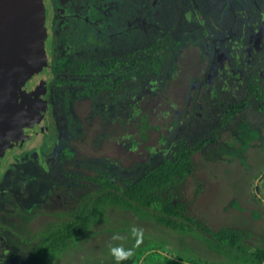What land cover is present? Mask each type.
<instances>
[{"label": "flooded vegetation", "instance_id": "1", "mask_svg": "<svg viewBox=\"0 0 264 264\" xmlns=\"http://www.w3.org/2000/svg\"><path fill=\"white\" fill-rule=\"evenodd\" d=\"M95 1L47 0L50 34L46 80L52 131L41 139L52 137L48 143L51 148L39 142L17 146L19 150L12 148L1 156L0 264L29 262V239L23 243L21 237L28 238L33 228L27 229L24 217H35L37 212H42L43 221L47 219L39 224L43 229L71 218L66 211L78 207L77 199L83 193V189L77 187L78 171L87 169L89 175L94 159L101 158L97 167L102 172L109 171L106 165L111 164L119 169L117 175H121V164L137 169L138 162L150 160L152 154L162 158L163 150L153 151L125 165L114 156H88L76 149L82 141L84 121L85 124L101 123L104 128L108 116H114V106L121 113V71L138 76L142 69L148 68L155 75L148 81L149 89L155 92L166 88L167 84L160 82L157 75L168 73L172 58L165 70L160 42L165 44V50L169 47L173 55L183 48L197 49L196 73H201L196 82L201 91L199 98L202 102L208 99L211 104L207 117L202 116L200 107L195 104L194 109H197L192 112L190 121L178 127L179 140L175 139V134L168 139L169 143L175 141L172 153L183 140L193 149L197 144L199 148L194 149L195 153L209 159L213 157L210 146L214 144L219 165L225 161L232 163L237 157L248 177L244 185L248 194L246 208L253 220L264 219V204L255 197L262 194L264 187V0ZM166 37L176 40L170 44ZM138 39L155 43L153 51L148 46L141 48ZM149 45L152 49V44ZM121 47L124 59H121ZM143 61L146 64L142 65ZM211 76H214L212 80ZM106 89L112 90L113 97L119 91V98L107 96ZM218 94H223V99L218 100ZM80 100L89 105L85 117L78 119L75 103ZM112 100L114 105L109 106ZM138 102L132 104L135 111L141 113ZM58 110L74 125L66 137L60 130ZM228 117L234 120L223 135L226 128L223 123ZM97 128L95 135L102 132ZM135 145L132 142L128 146ZM13 150L15 155L6 162V156ZM126 150L130 149L126 147ZM79 159L86 161L79 162ZM254 164L260 165L262 171L257 176L248 175L247 170ZM241 179L240 175L236 177L237 181ZM117 181L120 184L121 180ZM256 182L261 191L253 188ZM94 186L97 184L89 179L82 187L90 191ZM239 207L244 209L241 204ZM59 211H63L61 217L57 215ZM21 217L20 225L15 227L16 218Z\"/></svg>", "mask_w": 264, "mask_h": 264}, {"label": "rangeland", "instance_id": "2", "mask_svg": "<svg viewBox=\"0 0 264 264\" xmlns=\"http://www.w3.org/2000/svg\"><path fill=\"white\" fill-rule=\"evenodd\" d=\"M95 2L97 3V0ZM155 28L157 29V26ZM141 36L144 35L141 34ZM175 40L166 37V41L170 44H173ZM138 43L141 48L148 46L147 48L150 51H153L155 46V43L142 39H138ZM149 44H152V49H150ZM164 45L160 42V46L164 49L161 58L165 70L168 68L167 62L169 59L172 58V60H170L168 73H159L157 78L160 82L163 81L167 84L166 88H160L155 92L149 89L148 81L154 78L155 75L148 68L142 69V74L138 76H130V71L125 73L124 70L121 71V113L114 106V116H108L109 120L104 128H102L101 123L95 125L88 122L85 124L84 121L82 141L77 147L76 144L74 145L76 149L78 148L80 152L88 156L103 154L109 155L110 158L114 156L120 158L123 164L128 165L131 160H137V157L142 158L145 155L147 157L148 152H161L165 148L172 153L171 150L175 147L173 143L175 141L169 143L168 139L175 134V139L179 140L180 130L178 127L190 121L192 112L200 107L203 117L210 114L211 109L209 107L211 104L208 99H204L202 102L199 98L201 91L199 90V84H197L199 81L197 77L201 73H196V64L199 60L197 49L183 48L182 51L173 55L169 47L165 50ZM122 50L121 47V59H124ZM144 64H146L145 61L142 65ZM170 72L173 73L170 74ZM213 77L211 76V80ZM194 83H196L195 87L190 88V85ZM106 90L109 91L107 96L113 99L119 98V91L113 97L112 90ZM223 97V94L217 95L218 100L223 99ZM137 100L139 101L141 113H137L133 107ZM195 104H197L196 109H194ZM88 105L89 103L83 100L75 103L79 113L75 115L76 118L85 117ZM113 105L112 100L109 102V106ZM56 115L62 135L64 137L68 136L74 125L68 122L67 116L62 110H58ZM141 115L145 116V120L141 118ZM233 120L229 117L225 119L223 126L227 129L224 128L223 135L227 134L228 127L232 125ZM210 122H213L212 118H210ZM97 127L102 132L95 135L94 129H98ZM43 136L44 134H40L37 138L35 137L28 146L40 142L39 144L42 143L51 148L48 143L52 137L42 141L45 139H41ZM132 142L137 145L128 146ZM213 145L210 146L213 156H210V159L204 154L194 153L192 162L195 164V171L193 174H188L183 180L182 193L186 204V213L191 218V220L186 221L187 225L174 228L159 222L151 213L143 217L134 216V213L127 212L124 208L112 212L106 210L108 220L94 225L92 228L94 235L87 234L85 243L73 245L67 252L48 264H121L123 259L117 261L111 253L113 247L122 248L124 250L123 254L131 259H136L139 255L142 256L143 253L149 254L145 264H162L163 262L178 264L174 262L176 258H180L185 262L194 260L198 264H233V255L227 257L217 251H211L199 237V231H203V228L212 230H219L224 227L240 228L252 233L249 241L261 242L264 237V234H262L264 219L253 220L246 208L248 207L246 202L248 194L244 185L248 177L246 178V171L242 170L243 166H240L237 157L233 158L234 162L232 163L225 161L219 165L216 162L217 158L215 150L213 151ZM23 146H26V144ZM126 147L130 150L127 151ZM13 149L19 150V147L14 146ZM10 150L12 148L8 149L7 152ZM14 152L16 151L13 150L6 156V162L10 160ZM256 165L251 166L247 172H252ZM238 175L242 177L239 180L240 182L236 181ZM232 197L238 199L245 209L244 212L231 209ZM36 214L35 217H24L27 220V229L33 228L30 234L43 229L39 224L47 222V219L43 221L41 218L42 212ZM22 218H16L15 227L20 225ZM181 220L185 221L183 218ZM56 224H59V222ZM251 245L255 246V244ZM163 255L164 257L166 255L172 256V259L166 260ZM242 264H252V262L244 260Z\"/></svg>", "mask_w": 264, "mask_h": 264}, {"label": "trees", "instance_id": "3", "mask_svg": "<svg viewBox=\"0 0 264 264\" xmlns=\"http://www.w3.org/2000/svg\"><path fill=\"white\" fill-rule=\"evenodd\" d=\"M143 119L145 120L144 115ZM176 146L177 150L169 154V150L164 148L162 158L152 154L150 160L139 161L137 169L121 164V175H117L119 169H115L111 164L106 165L107 162L105 165L109 171L102 172L97 167L101 158L93 160V170L89 175H87V169L79 170L77 187L83 189V193L77 199L78 207L69 212L66 211L67 216L71 218L63 222L58 221L59 224L50 228L31 233L28 238L21 237L23 243L29 239V262L26 264L51 263L73 245L85 243L87 234L94 235L92 231L94 225L108 220L106 210L112 212L124 208L127 212L134 213V216L143 217L151 213L159 222L174 228L187 225L186 221L191 218L186 213L182 184L185 177L195 171L192 156L195 153L194 149L199 147L197 144L194 149L186 146L183 140ZM89 179L97 184V187L94 186L87 191V187L82 186ZM117 180H121V184ZM57 215L61 217L63 211L57 212ZM251 236V232L240 228H222L220 231L203 228V231H199V237L211 251H217L227 257L233 255V264H242L244 260H250L252 264H264L263 240L249 241ZM148 257L149 254L143 253L136 259L125 258L121 264H145ZM164 258L171 260L172 256L166 255ZM174 262L198 264L194 260L185 262L180 258L174 259Z\"/></svg>", "mask_w": 264, "mask_h": 264}, {"label": "water", "instance_id": "4", "mask_svg": "<svg viewBox=\"0 0 264 264\" xmlns=\"http://www.w3.org/2000/svg\"><path fill=\"white\" fill-rule=\"evenodd\" d=\"M49 21L47 0H0V162L8 149L52 131Z\"/></svg>", "mask_w": 264, "mask_h": 264}, {"label": "crops", "instance_id": "5", "mask_svg": "<svg viewBox=\"0 0 264 264\" xmlns=\"http://www.w3.org/2000/svg\"><path fill=\"white\" fill-rule=\"evenodd\" d=\"M263 170H264V167H263ZM260 171H262V167H260V165H256V167H254V169L252 170V172L250 171V173H249L248 175L257 176V174H259ZM245 175H246V174H245ZM236 181H237V180H236ZM238 182H239V181H238ZM259 185H260V184H259L258 182L252 184V186H253L254 189L257 188V189H256L257 191H261V188L258 189V188L260 187ZM256 194H258V193H256ZM255 197H256V199L258 200V202L264 204V187H263V192H262V194H260V196H259V195H256ZM237 205H240V204L238 203V199L232 197V200H231V202H230L231 209H232V210H239L240 212H244V211H245V209H243V208H241V207H239V206H237ZM241 206H242V205H241ZM224 228H225V227H224ZM226 228H227V227H226ZM221 229H222V228H220L219 230H213V231H220ZM235 229H237V228H235ZM41 230H44V229H41ZM211 230H212V229H211ZM37 231H38V230H37ZM37 231H35V232H37ZM39 231H40V230H39ZM35 232H32V234H34Z\"/></svg>", "mask_w": 264, "mask_h": 264}, {"label": "clouds", "instance_id": "6", "mask_svg": "<svg viewBox=\"0 0 264 264\" xmlns=\"http://www.w3.org/2000/svg\"><path fill=\"white\" fill-rule=\"evenodd\" d=\"M136 231V230H134ZM111 253L112 255L117 259V261H120L122 259H125L127 258L123 253H124V250L122 248H116V247H113L111 248Z\"/></svg>", "mask_w": 264, "mask_h": 264}]
</instances>
